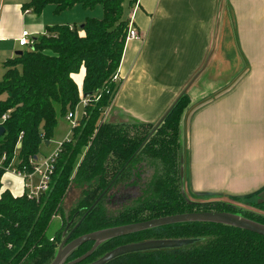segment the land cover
Listing matches in <instances>:
<instances>
[{"label": "trees", "instance_id": "1", "mask_svg": "<svg viewBox=\"0 0 264 264\" xmlns=\"http://www.w3.org/2000/svg\"><path fill=\"white\" fill-rule=\"evenodd\" d=\"M124 0H28L23 10L40 14L48 5L56 14L75 5L84 9L101 6V19L88 18L79 27L52 26L47 34L33 38L22 55L2 64L0 117L4 133L0 153L8 165L17 157L20 166L36 158L50 142L57 117L65 118L83 96L90 98L85 116L62 143L50 187L38 200L0 197V264H51L57 244L79 237L175 215L224 212L264 227V216L227 202L188 201L182 192L180 169V122L189 104L183 91L159 126L137 121H103L113 103L119 82L117 73L129 18ZM134 0H128L131 9ZM84 68L79 91L71 75ZM101 94L97 101L93 97ZM151 134V135H150ZM18 143L21 144L17 149ZM151 169L147 181L144 173ZM3 170H0V176ZM72 188L79 190L67 214L63 204ZM137 189L131 205L118 213L109 208L120 190ZM105 192V193H104ZM140 193V194H139ZM103 194L98 203L90 209ZM246 198H229L246 201ZM132 197V196H131ZM210 197V196H206ZM212 197V196H211ZM250 204V203H249ZM264 211V203L252 204ZM114 213V214H111ZM64 218L63 227L47 232L54 216ZM190 240V244L125 253L104 264H264V237L233 226L211 222H182L145 229L97 244L76 264H93L108 253L129 245L158 241ZM95 242L84 243L63 259L71 264L87 254ZM58 248V247H57Z\"/></svg>", "mask_w": 264, "mask_h": 264}, {"label": "crops", "instance_id": "2", "mask_svg": "<svg viewBox=\"0 0 264 264\" xmlns=\"http://www.w3.org/2000/svg\"><path fill=\"white\" fill-rule=\"evenodd\" d=\"M27 2L0 0L2 70L23 48L17 43L22 32L33 39L57 24L75 25L70 19L59 21L63 14L54 17L53 5L40 14L23 10ZM135 3L133 25L140 39L124 46L109 117L156 124L186 91L189 104L179 133L188 193L220 201L255 194L241 206L264 203V0H134L132 6ZM79 7L69 13L84 22L86 13L78 12ZM84 74L81 68L71 75L79 91ZM68 131L56 142L66 140L70 127ZM50 142L40 147L42 158L55 149L45 150ZM5 191L23 196L22 178L3 172L0 197Z\"/></svg>", "mask_w": 264, "mask_h": 264}, {"label": "water", "instance_id": "3", "mask_svg": "<svg viewBox=\"0 0 264 264\" xmlns=\"http://www.w3.org/2000/svg\"><path fill=\"white\" fill-rule=\"evenodd\" d=\"M83 26L81 25V28ZM22 51L16 52V56L22 55ZM171 109V106L169 109L164 113V115L161 117V119L156 123L155 128L151 132V134L154 132V130L159 126V124L163 121V119L166 117V115L169 113ZM4 133V128L0 126V137ZM150 134V135H151ZM21 144L18 143L17 149L20 148ZM181 153V152H180ZM181 156H180V166H181ZM181 169V181H183V171ZM105 193V192H104ZM103 194L94 202V204L91 206L90 209H93V207L98 203V201L101 199ZM182 222H211V223H219L224 224L228 226H233L248 232H252L254 234L260 235L264 237V227L260 226L258 224H255L253 222L244 220L238 216L219 212V213H212V212H201V213H190V214H182V215H175V216H169L164 218H158L154 220H150L147 222L117 227V228H111L107 230H102L98 232H94L82 237H79L69 243H66L69 236L65 240H63L60 245L57 248V252L55 255V258L51 264H61L65 256L71 252L76 247L87 243V242H95V245L92 247V249L82 256L81 258L77 259L71 264L80 263L83 260H85L91 252L95 249L98 243L106 241L111 238L119 237L128 235L134 232L142 231L149 228H154L158 226L168 225V224H174V223H182ZM192 241L190 240H183V241H158V242H149V243H143V244H134L129 245L125 247L118 248L107 255H105L100 260L96 261L93 264H104L108 260L130 252H138V251H144V250H150V249H161V248H174V247H180L187 244H190Z\"/></svg>", "mask_w": 264, "mask_h": 264}, {"label": "built area", "instance_id": "4", "mask_svg": "<svg viewBox=\"0 0 264 264\" xmlns=\"http://www.w3.org/2000/svg\"><path fill=\"white\" fill-rule=\"evenodd\" d=\"M132 7V13L129 17L128 27L125 35V44L130 40L140 39L138 31L133 25V15L137 9V3H135ZM72 29L73 27L70 26V30ZM17 43L20 47L29 48L33 45V39L30 37V34L27 31H24L22 32L21 36L17 39ZM112 80L115 83L119 81L118 73L113 76ZM100 95L101 94L94 96L93 100L97 101L100 98ZM90 101L91 100L89 97L83 96L79 104L74 108V110L66 115L65 120L69 124L70 134L72 129L77 128L79 126V121L85 116L84 108L90 103ZM111 106L105 110L102 116L103 121H107L106 117H108ZM78 107L82 108L80 118L77 114ZM7 118V114L2 115L1 122L3 123ZM70 134L68 138L64 141L69 140ZM64 141L57 143L55 149L48 156L42 159L30 158L28 162V167H18L19 162L15 160L16 157H14L8 165H4L6 161V156L5 154L0 153V170H3V172H10L11 174L22 178L25 189V193L23 194V196H25L28 200H38L42 194L49 190L51 178L55 172V168L58 162V155L61 152L62 143ZM36 177L38 178L37 183H35Z\"/></svg>", "mask_w": 264, "mask_h": 264}, {"label": "rangeland", "instance_id": "5", "mask_svg": "<svg viewBox=\"0 0 264 264\" xmlns=\"http://www.w3.org/2000/svg\"><path fill=\"white\" fill-rule=\"evenodd\" d=\"M123 8H124V13L127 14V12H129L128 10V0H124L123 2ZM51 11V10H50ZM54 12V11H53ZM69 12H72V11H62L61 13H53L54 14V17L58 18L59 16H61L60 14H63L61 17V19L59 21H69V19L72 21H75V26L76 27H79L80 25H82L84 22H78L76 21V16L74 13H69ZM78 12H84V19H90V18H94V19H101L102 16H103V11H102V8L99 6L97 8H94L93 10H84V8L82 7H79L78 9ZM52 14H50V17H51ZM84 20V21H85ZM73 23V24H74ZM72 24V25H73ZM54 26H60V24H57V25H54ZM25 50H28L27 47H24L22 48L20 51H25ZM2 73H3V70L0 68V82L2 80ZM1 99V98H0ZM4 99V97H3ZM1 99V100H3ZM81 111H82V108L81 107H78L77 109V114H78V117L80 118L81 117ZM106 120L107 121H117V118H112V117H109V114H108V117H106ZM2 124L1 122V117H0V125ZM68 124L65 122V118H61V117H57V126L54 130V133H53V139L52 141L50 142V147L46 148L45 150H48L50 151L51 149H53L54 147H56V144L59 143V142H56L58 138H64V135L67 133L68 131ZM69 133V131H68ZM68 138V137H67ZM45 148V147H44ZM39 158H42V155H38ZM148 169V168H147ZM152 175V171L151 169H148V171H146L144 173V179H142V181H147L148 178ZM186 178V177H185ZM37 179L35 180V183H37ZM183 185H184V190L182 188V192L185 193V195L187 196V198H189L190 200H194L196 202H227V203H230L232 204L233 206L237 207V208H240L242 210H248V211H252V212H256L257 214L259 215H263L264 216V211L263 210H259L255 207L252 206V204H246L245 206H241L240 202H236V201H232V200H223V201H220V200H214L216 198H213L211 197H201V196H196L195 194H191V193H188L189 191L186 190V187H185V180H183ZM78 193H79V190L76 189V188H72L68 195H67V198L65 199V202L63 204V210H64V214L66 215L67 212H68V209L69 207L72 205V202L78 197ZM140 194V193H139ZM138 195V191L136 188H134L133 190L131 191H124V190H120L118 192V194L114 195V199H112V205L111 203L109 202V208L112 212L114 213H118L120 210H122L124 207L126 206H129L131 205V199L134 198L133 196H137ZM132 196V197H131ZM218 199V198H217ZM202 200V201H201ZM189 201V200H188ZM241 202H250V201H241ZM114 213H111V214H114ZM64 222V218L61 216V215H57V216H54L52 218V224L47 232L48 235H52L54 234L55 231H58L60 228L63 227V223ZM60 245L57 244L56 246V249L57 247Z\"/></svg>", "mask_w": 264, "mask_h": 264}, {"label": "flooded vegetation", "instance_id": "6", "mask_svg": "<svg viewBox=\"0 0 264 264\" xmlns=\"http://www.w3.org/2000/svg\"><path fill=\"white\" fill-rule=\"evenodd\" d=\"M67 238V237H66ZM69 239V238H68ZM67 242V241H66Z\"/></svg>", "mask_w": 264, "mask_h": 264}]
</instances>
